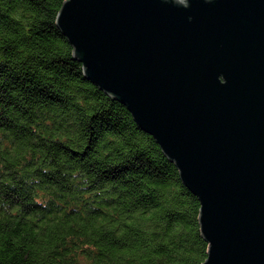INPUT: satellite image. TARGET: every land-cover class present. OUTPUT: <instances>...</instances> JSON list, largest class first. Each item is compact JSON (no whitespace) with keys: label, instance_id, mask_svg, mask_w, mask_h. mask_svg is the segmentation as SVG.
Wrapping results in <instances>:
<instances>
[{"label":"trees","instance_id":"1","mask_svg":"<svg viewBox=\"0 0 264 264\" xmlns=\"http://www.w3.org/2000/svg\"><path fill=\"white\" fill-rule=\"evenodd\" d=\"M66 0H0V264H203L200 202L86 78Z\"/></svg>","mask_w":264,"mask_h":264},{"label":"water","instance_id":"2","mask_svg":"<svg viewBox=\"0 0 264 264\" xmlns=\"http://www.w3.org/2000/svg\"><path fill=\"white\" fill-rule=\"evenodd\" d=\"M56 22L198 198L203 264H264V0H66Z\"/></svg>","mask_w":264,"mask_h":264}]
</instances>
